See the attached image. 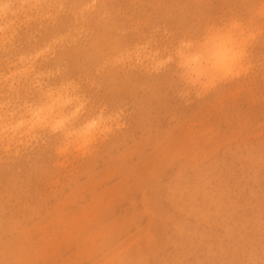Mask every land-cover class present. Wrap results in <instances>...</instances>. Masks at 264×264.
Returning <instances> with one entry per match:
<instances>
[{
	"label": "rangeland",
	"instance_id": "rangeland-1",
	"mask_svg": "<svg viewBox=\"0 0 264 264\" xmlns=\"http://www.w3.org/2000/svg\"><path fill=\"white\" fill-rule=\"evenodd\" d=\"M219 19L250 20L251 70L192 87L175 49ZM262 30L264 0H0V264H264ZM66 82L73 130L118 114L80 151L33 128Z\"/></svg>",
	"mask_w": 264,
	"mask_h": 264
},
{
	"label": "snow or ice",
	"instance_id": "snow-or-ice-1",
	"mask_svg": "<svg viewBox=\"0 0 264 264\" xmlns=\"http://www.w3.org/2000/svg\"><path fill=\"white\" fill-rule=\"evenodd\" d=\"M5 8L8 5L4 6ZM260 36L264 38V30ZM257 40V33L251 27L250 20L245 22L240 19H219L208 23L201 31L198 38H182L175 49V56L181 58V67H184L183 57L187 49L195 48L198 56L206 61V69L202 75L207 79L215 74H219L224 69H230L233 72L240 71L242 76L251 70L248 62V55L251 47ZM54 43L49 42L42 48L35 50L31 58L33 61L48 57L54 52ZM241 46L243 55L241 56ZM170 60L172 57L169 58ZM113 58L114 63L122 62ZM185 78L187 74H183ZM237 77V76H233ZM212 80H209L212 83ZM73 82L57 84L53 89L46 93L35 107L36 120L33 122V128H45L49 134L54 137L62 138L57 147L60 151H80L86 149L95 139L97 131H106L104 125L109 119H117L118 114L105 116L101 111L98 115L82 121L78 128L71 127L80 119L81 113L86 109V103L78 105L73 104V98L70 90L74 88ZM56 107L65 109L71 107L70 113L55 122L46 118H41V114L54 110Z\"/></svg>",
	"mask_w": 264,
	"mask_h": 264
},
{
	"label": "clouds",
	"instance_id": "clouds-1",
	"mask_svg": "<svg viewBox=\"0 0 264 264\" xmlns=\"http://www.w3.org/2000/svg\"><path fill=\"white\" fill-rule=\"evenodd\" d=\"M240 52L242 56L243 55L242 46H241ZM122 57H123V54H121L120 56H117V60L118 61L121 60ZM186 74H187V77H186L187 83L192 87H199V88L207 89L208 87L211 86V82L207 80L202 74L200 75H192L188 73ZM219 74H221L223 77L226 78V77L239 76L240 71L233 72L230 69H224Z\"/></svg>",
	"mask_w": 264,
	"mask_h": 264
}]
</instances>
